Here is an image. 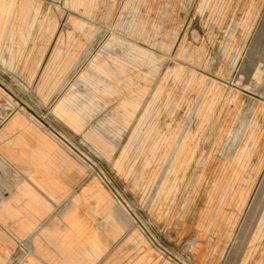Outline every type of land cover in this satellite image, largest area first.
I'll use <instances>...</instances> for the list:
<instances>
[{"label":"rangeland","instance_id":"rangeland-1","mask_svg":"<svg viewBox=\"0 0 264 264\" xmlns=\"http://www.w3.org/2000/svg\"><path fill=\"white\" fill-rule=\"evenodd\" d=\"M28 4L56 26L35 66L0 59V126L28 114L94 173L130 260L264 264V0H0V18Z\"/></svg>","mask_w":264,"mask_h":264},{"label":"crops","instance_id":"crops-1","mask_svg":"<svg viewBox=\"0 0 264 264\" xmlns=\"http://www.w3.org/2000/svg\"><path fill=\"white\" fill-rule=\"evenodd\" d=\"M17 13L14 6L0 18V59L19 49L28 69L37 64L34 51L47 47L56 25L48 18L43 24L27 22ZM69 100L63 99L62 109L69 123L80 127V112L69 108L75 102ZM178 151L187 147L176 143L173 158ZM0 156L13 175L0 193V264H14L17 239H30L34 250L20 264H144L142 256L130 260L127 213L94 173L28 114L16 112L2 123Z\"/></svg>","mask_w":264,"mask_h":264},{"label":"built area","instance_id":"built-area-1","mask_svg":"<svg viewBox=\"0 0 264 264\" xmlns=\"http://www.w3.org/2000/svg\"><path fill=\"white\" fill-rule=\"evenodd\" d=\"M30 243L31 241L29 239V241L26 242L23 241V244L19 246V252H21L22 255H20V257L17 254L15 255L14 264H18V262L20 263L23 262L26 259V257H28L32 253V245Z\"/></svg>","mask_w":264,"mask_h":264},{"label":"bare ground","instance_id":"bare-ground-1","mask_svg":"<svg viewBox=\"0 0 264 264\" xmlns=\"http://www.w3.org/2000/svg\"><path fill=\"white\" fill-rule=\"evenodd\" d=\"M31 9H32V5L28 4V7L22 11L20 17H22L23 19H25V21L30 22V17H31ZM262 198V197H261ZM233 197L232 196H228L225 200V203L231 204L233 202ZM263 200V199H262ZM262 202V201H261ZM258 209V208H257ZM221 214H224L223 212H220Z\"/></svg>","mask_w":264,"mask_h":264}]
</instances>
